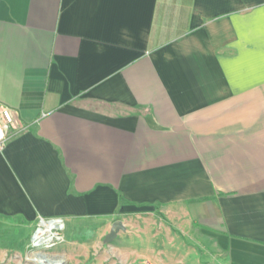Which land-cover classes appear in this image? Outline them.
<instances>
[{"label": "crops", "instance_id": "0c3cea01", "mask_svg": "<svg viewBox=\"0 0 264 264\" xmlns=\"http://www.w3.org/2000/svg\"><path fill=\"white\" fill-rule=\"evenodd\" d=\"M0 104V216L105 222L53 258L264 264V0H0Z\"/></svg>", "mask_w": 264, "mask_h": 264}, {"label": "rangeland", "instance_id": "374dc122", "mask_svg": "<svg viewBox=\"0 0 264 264\" xmlns=\"http://www.w3.org/2000/svg\"><path fill=\"white\" fill-rule=\"evenodd\" d=\"M39 216H44V215L40 214ZM39 216L37 218V222ZM44 217H48V218L59 217L64 220L65 228L63 231V235L65 241L61 244H65L66 240L72 239L75 235L91 236L94 233V231L90 230L92 227L96 225L101 226L105 223L104 220L102 219L81 220V219L73 218L71 220H65L62 216H44ZM33 227H34L33 223L22 220L18 217L14 218V217L0 216V264H33L27 259V256L30 253L29 244L31 241V237L36 228L35 227L33 230ZM107 236L106 238L104 237V239H106L107 241L114 239V238L108 239ZM98 238L99 239L103 238V235H100ZM186 239L188 240V242H190V244L196 242L199 245L198 246L199 249L197 253L199 254V259L202 262V264H224L223 262L226 261V254L224 252L223 253L221 252L220 256H218V259H220L221 262H216L208 252V248L205 243L206 241H204L205 238L202 237V235H200L199 233H196L194 230L193 231L188 230L186 232ZM61 244L59 246H62ZM53 250L49 251L48 254L50 256L53 255L54 253V252L52 253ZM57 256H59V259H62L61 264H67L68 258L66 257L64 252H58ZM192 256L194 255H191V258L189 259V261L191 262L195 260L194 257ZM196 263H189L187 261V263L185 264H196Z\"/></svg>", "mask_w": 264, "mask_h": 264}, {"label": "built area", "instance_id": "2783aa9c", "mask_svg": "<svg viewBox=\"0 0 264 264\" xmlns=\"http://www.w3.org/2000/svg\"><path fill=\"white\" fill-rule=\"evenodd\" d=\"M23 128L17 114L8 106L0 104V149L11 135ZM65 223L59 217L39 216L29 244L27 259L33 264H54L56 260L48 253L65 241Z\"/></svg>", "mask_w": 264, "mask_h": 264}, {"label": "water", "instance_id": "95a60500", "mask_svg": "<svg viewBox=\"0 0 264 264\" xmlns=\"http://www.w3.org/2000/svg\"><path fill=\"white\" fill-rule=\"evenodd\" d=\"M123 228L122 222L121 221H117L114 223L110 234L107 236L108 239H113L116 236L117 231Z\"/></svg>", "mask_w": 264, "mask_h": 264}, {"label": "trees", "instance_id": "16d2710c", "mask_svg": "<svg viewBox=\"0 0 264 264\" xmlns=\"http://www.w3.org/2000/svg\"><path fill=\"white\" fill-rule=\"evenodd\" d=\"M75 239H85L86 238V235H75L74 236Z\"/></svg>", "mask_w": 264, "mask_h": 264}, {"label": "bare ground", "instance_id": "6f19581e", "mask_svg": "<svg viewBox=\"0 0 264 264\" xmlns=\"http://www.w3.org/2000/svg\"><path fill=\"white\" fill-rule=\"evenodd\" d=\"M61 262H62V259H56V260L54 261V264H61Z\"/></svg>", "mask_w": 264, "mask_h": 264}]
</instances>
